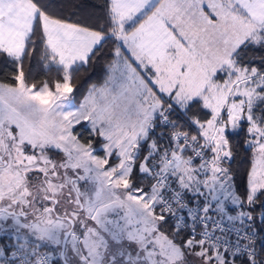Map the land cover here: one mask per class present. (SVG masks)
I'll return each mask as SVG.
<instances>
[{"label": "snow or ice", "instance_id": "snow-or-ice-1", "mask_svg": "<svg viewBox=\"0 0 264 264\" xmlns=\"http://www.w3.org/2000/svg\"><path fill=\"white\" fill-rule=\"evenodd\" d=\"M0 264H264V0H0Z\"/></svg>", "mask_w": 264, "mask_h": 264}]
</instances>
